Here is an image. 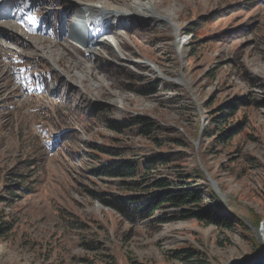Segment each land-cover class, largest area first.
I'll return each mask as SVG.
<instances>
[{
	"label": "rangeland",
	"instance_id": "rangeland-1",
	"mask_svg": "<svg viewBox=\"0 0 264 264\" xmlns=\"http://www.w3.org/2000/svg\"><path fill=\"white\" fill-rule=\"evenodd\" d=\"M70 1L0 0V264H264V0H151L168 19L113 12L98 49L73 35L90 31ZM134 117L153 130L109 128ZM118 160L139 174L98 171ZM159 179L201 202L138 221L105 203ZM211 204L231 228L194 218Z\"/></svg>",
	"mask_w": 264,
	"mask_h": 264
},
{
	"label": "trees",
	"instance_id": "trees-1",
	"mask_svg": "<svg viewBox=\"0 0 264 264\" xmlns=\"http://www.w3.org/2000/svg\"><path fill=\"white\" fill-rule=\"evenodd\" d=\"M236 105L237 103H231L226 107H223L224 109L220 112L221 115L216 117L217 119L213 121L215 127L219 128L224 121H227L230 113L237 108L234 107ZM226 111H229V113H226ZM109 125L111 130L118 133L123 132L125 129L132 126H139L144 134L151 132L154 128V125L148 119L139 117L125 119L119 122L111 121ZM234 132L235 130H228V132L225 131L221 134L220 138L223 139L226 135L231 137ZM159 160H167V158L162 155L152 158L153 163L154 161ZM149 168V163H145L141 169L142 173H145V170ZM139 170L138 165L132 164L129 160L110 161L98 169L101 174L120 178L135 177L139 174ZM17 174L19 175L21 173ZM153 185L154 191L149 193L150 195L145 198L141 195H133L128 198L112 196L106 199L105 203L116 209L122 215L129 216L131 220L138 221L139 219L150 217L155 210L164 205L182 207L194 204L196 206L201 202V191L195 190L194 188L183 187L180 188V190H174L170 188L169 183L164 179L156 180ZM215 209V204H211L210 206H207V210L195 213L194 218L226 229L231 228L232 222L223 213H218ZM199 262L200 264H205L203 261Z\"/></svg>",
	"mask_w": 264,
	"mask_h": 264
},
{
	"label": "bare ground",
	"instance_id": "bare-ground-1",
	"mask_svg": "<svg viewBox=\"0 0 264 264\" xmlns=\"http://www.w3.org/2000/svg\"><path fill=\"white\" fill-rule=\"evenodd\" d=\"M87 2L88 1H86V0H73L70 2H64L63 5L66 8L71 7L72 10H74V9L78 10L79 13H81V14H84L85 11L96 12L97 13L96 15L99 17V20L103 18V21L100 23L98 20H95V19H82L81 20L82 24L86 27V30L90 31L89 33H83L76 27H74L75 29L73 30V35H75L78 38H81L86 44L90 45L93 49H98L99 47L100 48H106L108 45L111 44V41L109 39V35H111L113 33L114 27L110 22L107 21V18L113 12L115 13V15H113V17L117 18L118 20L120 19L121 16H123V17L132 16V18L135 17V19L139 18L141 20L142 19L148 20V19H151L153 16L156 18H159V19H165V20L168 19L167 15H165V13L162 14V13H157L154 11L151 0H133L130 3H126L124 8H122V10H120V11H113L112 9L110 10V9L106 8L105 6H102V7L92 6V5L88 4ZM93 28L94 29H101L100 33L98 31H97L98 33L94 32V30H92ZM10 31H14V30L10 28ZM14 33H16V31ZM7 35L14 37L13 34H10V35L7 34ZM16 37H14V38H16ZM37 38H39V37H37ZM24 41L30 45H32L33 43H36L38 45V50L39 51L41 50L42 54L46 50L45 47L42 46L43 44H38L34 40L32 41V40L28 39V41H26V40H24ZM46 54H47L46 57H49L48 55H50V54L52 55V52L51 51L49 52L47 50ZM49 59H51V57H49ZM47 61H49V60H47ZM71 64H73L74 68L78 69V70L81 67V64H79V63H73L72 62ZM148 66H150L151 69L155 73L160 75V72H159V70H157L156 66L152 65L151 63H148ZM60 74H61V72H60ZM70 77L73 78L76 82H78V80L85 81L82 77H78V75H74V76L70 75ZM78 83H80V82H78Z\"/></svg>",
	"mask_w": 264,
	"mask_h": 264
},
{
	"label": "snow or ice",
	"instance_id": "snow-or-ice-1",
	"mask_svg": "<svg viewBox=\"0 0 264 264\" xmlns=\"http://www.w3.org/2000/svg\"><path fill=\"white\" fill-rule=\"evenodd\" d=\"M29 20L30 21H34L35 20V17H29Z\"/></svg>",
	"mask_w": 264,
	"mask_h": 264
},
{
	"label": "water",
	"instance_id": "water-1",
	"mask_svg": "<svg viewBox=\"0 0 264 264\" xmlns=\"http://www.w3.org/2000/svg\"><path fill=\"white\" fill-rule=\"evenodd\" d=\"M263 260H264V258L260 259V261H263Z\"/></svg>",
	"mask_w": 264,
	"mask_h": 264
}]
</instances>
